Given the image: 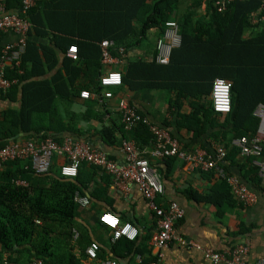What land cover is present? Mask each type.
I'll use <instances>...</instances> for the list:
<instances>
[{"label":"trees","instance_id":"trees-1","mask_svg":"<svg viewBox=\"0 0 264 264\" xmlns=\"http://www.w3.org/2000/svg\"><path fill=\"white\" fill-rule=\"evenodd\" d=\"M261 1L232 0L225 10L218 12L213 0H207L205 14L199 15L201 0H191L187 9L178 15L181 0H39L25 14L21 12V0H2L6 10L28 18L31 28L21 55L22 72L6 71L8 77H16L18 82L6 91L0 90V99L15 103L0 112V145L11 139L38 141L47 136L60 142L61 132L70 131L63 120V104L80 97L82 90L94 93L88 106H97L106 99L99 82L100 42L112 39L127 53L150 29H157L161 35L165 22L176 20L181 44L171 50L169 62L127 60L120 73L122 84L129 89L164 87L175 91L176 97L172 100L175 107L180 99H191L192 109L179 116V124L193 130L195 135L207 134L214 144L201 148L208 152L217 146L225 150L220 166L226 174H232L228 167L241 156L240 179L257 194L262 176L254 160L264 157V144L259 157L243 156L233 140L255 133L259 120L252 133L247 131L245 123L256 106L264 104V63L260 83L258 78H253V74L259 76V63L255 65L244 58L250 49H257L258 53L261 48L264 52V22L253 21L255 15L264 12ZM249 27L259 29L254 37L246 39L243 34ZM68 35L79 40H69ZM2 36L0 32V40ZM73 42L77 48L75 59L66 57V50ZM112 53L116 54L114 49ZM48 73L51 74L47 76ZM217 77L231 83V109L225 114L214 111L208 98ZM101 106L106 105L99 106L100 115H104L107 111ZM118 114V120L112 118L98 130L105 144H113L118 134L125 140L134 139L140 147L147 141L155 143L145 124L138 123L126 130L119 111ZM164 158L170 164L177 160L174 156ZM53 160L46 173H35L30 160L8 161L0 169V264H28L33 258L41 259L43 264H78L72 250L83 232L77 221L80 205L74 195L78 192L90 200L108 201L111 176L99 166L82 162L75 177H64L60 174V163ZM207 172L216 178L210 198L215 206L243 205L224 178L217 177L214 169ZM16 180H23L25 184H17ZM243 226L240 222L236 233L245 231ZM74 229L78 232L76 237ZM138 237L133 240L120 237L114 242L128 253ZM150 237L148 233L143 236L142 247Z\"/></svg>","mask_w":264,"mask_h":264},{"label":"crops","instance_id":"crops-1","mask_svg":"<svg viewBox=\"0 0 264 264\" xmlns=\"http://www.w3.org/2000/svg\"><path fill=\"white\" fill-rule=\"evenodd\" d=\"M190 1L181 0L177 7L178 15L187 9ZM206 1L201 0L198 8L199 15L205 14ZM258 29L259 27H249L244 31L243 37L246 39L254 37ZM2 33L1 45L14 42L17 39V35L12 31ZM159 36L160 33L157 29H150L146 37L134 49L127 53L124 52L121 62L102 66L101 73L108 68L121 73L124 71L127 60H153L156 52L155 43ZM67 38L74 41L79 40V38L70 35ZM71 45L76 44L73 42ZM66 57H70L67 50ZM59 58H62V54L59 55ZM244 58L249 63L255 65L259 63V76L253 74V78L254 80L258 78L261 83L264 52L261 51V48L258 53L257 49H250ZM50 74L46 75L49 76ZM163 81L160 80L159 82ZM108 90L112 92V96L100 101L102 105L103 103L106 105L104 108L101 106L103 111H107L104 115H100V103L94 107L87 105L94 99V95L88 98L81 96L72 98L71 102L63 104V120L70 126V131L61 132V136L82 139L90 146L102 149L116 162L124 163V155L121 150V144L124 140L122 134H118L116 141L109 145L102 141L98 130L103 124L108 125L112 118L118 120V100L121 97H126L141 114L167 129L178 140L182 149L192 150L201 146H209L208 148L213 146L214 143L207 134L195 135L193 130L182 127L178 122L179 116L191 111V99H180L178 107H175L172 105V100L175 99L176 92L164 87L129 89L122 84L117 87H110ZM14 104L8 100L0 99V112L3 108ZM96 116L100 118V121L97 120ZM257 119L253 111L245 123L247 131L251 133L255 131ZM137 147L140 154L146 157L152 166L161 169L159 171L163 176L165 192L157 199L163 204L170 200L176 201L184 209V216L176 224L177 234L189 241L202 246L213 247L219 251L229 249L235 244H245L248 247L244 257L246 264H253L258 258L264 257V176L261 177V190L257 194L255 193L257 199L252 205L245 206L235 203L218 208L210 201L212 197L211 187L215 184L216 178L209 172L191 169L178 159L170 164L166 158L153 154L154 144L149 141L142 147L139 145ZM55 160L57 163H61L62 158L55 156L53 161ZM242 163L243 159L238 155L236 162H232L228 167L230 172L239 178L240 172L243 170ZM107 200L89 199L87 206H80V217L77 221L78 226H82L83 237L78 244H74L72 250L79 260L78 264H98L99 260L106 257L117 259L119 264H130L138 260L142 264H146L154 260L159 254V264H208V260L202 251L192 246L178 244L175 241L169 242L161 250L153 247L150 240L145 247L141 246L143 236L147 233L152 236L157 230V224L146 200L133 183H129L125 190L117 189L111 183ZM102 211L113 212L121 221H130L137 227L139 237L132 251L125 252L124 247L117 246L111 240L112 229L98 220ZM240 222L246 229L236 233ZM91 241H96L99 244L98 255L95 259L88 258L85 254V248ZM145 261L148 262L145 263Z\"/></svg>","mask_w":264,"mask_h":264},{"label":"built area","instance_id":"built-area-1","mask_svg":"<svg viewBox=\"0 0 264 264\" xmlns=\"http://www.w3.org/2000/svg\"><path fill=\"white\" fill-rule=\"evenodd\" d=\"M39 0H21V12L25 14ZM232 0H213L216 11L221 12ZM261 9L264 10V0L261 1ZM253 21L264 22V12L255 15ZM31 28L28 18L19 15L16 11L6 10L2 0H0V32L12 31L17 35L14 42L2 45L0 50V90L6 91L18 82L16 77H8L7 70H15L18 74L22 72L20 68L21 55L25 50L27 33ZM181 44V34L179 24L176 20H168L162 34L155 43L154 59L157 63L167 64L169 62L171 50ZM101 64L110 66L122 61L125 49L117 46L112 39H103L100 42ZM115 50L116 54L112 53ZM67 53L73 59L77 56V48L71 45ZM100 85L104 88L103 96L109 98L112 92L110 87H117L122 84L119 71L108 68L99 77ZM230 81L217 77L212 82L209 99L214 111L221 114L228 113L231 109L230 101ZM94 95L88 90L80 91L82 98ZM117 109L121 115V122L124 129L130 130L138 123H143L154 137L153 154L159 157L174 156L179 161L188 165L191 169L209 171L214 169L217 177L224 178L230 186L233 195L243 205H252L256 199V194L250 190L241 179L235 174H226L220 166L225 157V150L222 147H214L210 152L197 147L192 150H184L180 147L176 138L162 126L150 121L146 116L141 115L137 108L128 101L126 97H121L117 103ZM254 113L258 118V126L251 137L242 135L233 140V144L240 149L243 156L252 155L259 157L264 144V104L259 103ZM121 150L124 155V163L120 164L110 158L102 149L90 146L82 139L71 136H63L61 141L47 136L38 141L32 139H11L6 144L0 145V169L4 164L12 160H30V167L35 173H46L52 163L54 156L62 158L60 163V174L64 177H75L82 162H87L101 167L105 173L111 176V183L120 190H125L129 183H133L142 197L146 200L149 209L156 218L157 230L150 238V244L161 250L169 242L175 241L178 244L192 246L202 251L208 264H246L245 255L248 247L245 244H235L224 251L215 250L213 247L202 246L198 243L187 240L177 234L176 224L184 216V209L173 200L168 201L166 206L162 202H157V197L165 192L162 173L152 166L140 151L134 140H123ZM254 164L259 166L260 175L264 176V157L262 160H254ZM17 184H25L23 180H16ZM75 201L80 206H87L89 198L74 195ZM105 217H111L115 223H110ZM99 222L112 229L111 240L115 241L120 237L133 240L138 235V229L130 222H122L116 214L110 211H103L98 216ZM37 222H39L37 220ZM74 237L78 232L74 229ZM99 244L91 241L85 248L88 258L95 259L98 255ZM160 254L146 264H159ZM28 264H43L41 259L33 258ZM98 264H119L117 259L106 257L99 260ZM130 264H142L140 260ZM253 264H264V257L258 258Z\"/></svg>","mask_w":264,"mask_h":264},{"label":"clouds","instance_id":"clouds-1","mask_svg":"<svg viewBox=\"0 0 264 264\" xmlns=\"http://www.w3.org/2000/svg\"><path fill=\"white\" fill-rule=\"evenodd\" d=\"M105 219L109 220L110 223H115V221L111 217H105Z\"/></svg>","mask_w":264,"mask_h":264}]
</instances>
